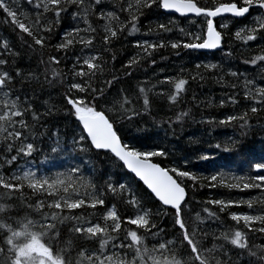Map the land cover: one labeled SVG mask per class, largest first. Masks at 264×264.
<instances>
[{"label":"snow or ice","instance_id":"6c2138e0","mask_svg":"<svg viewBox=\"0 0 264 264\" xmlns=\"http://www.w3.org/2000/svg\"><path fill=\"white\" fill-rule=\"evenodd\" d=\"M101 3L102 0H87L86 6V0H0V13L21 42L17 50L13 42L0 37V264H229L237 249L238 256L247 254L249 264H264V245L249 242L250 233L264 235V208L253 210L251 199H209L203 203L220 206V212L247 203L249 211L228 212L230 220L236 225L242 222L247 232L239 226L225 228L218 234L205 231L204 220L221 218L207 206L202 208L207 216L198 212L189 215L192 201L188 195L189 188L204 186L205 177L187 168L190 161L186 157L171 166H161L153 158L167 157L165 148L126 140L121 132L137 117L165 111L153 107L156 96L167 109L174 108L186 95L188 80L196 78H185L183 72L158 79L154 74L152 78L145 76L143 82L128 83L132 69L143 62L141 53L149 64H155L152 55L160 47L220 50L228 21L234 23L236 18H251L248 25L234 33L237 38L245 42L264 40V0H125L118 11L116 7L106 11ZM23 4L30 6L28 11ZM153 8L178 14L190 21L196 31L181 27L178 31L182 37L166 41L163 34L172 32L169 25L176 21H157L159 32L152 41L132 40L139 52L121 66L127 79L115 70L106 72L103 54L125 32L139 33V17ZM69 12L78 24L59 34L60 42L53 45V26H58L62 15ZM217 18L225 22L217 24ZM154 31L149 27L145 35L151 36ZM242 32L246 34L241 35ZM97 42L100 48L93 47ZM77 43L81 48L73 52L66 72L59 68L61 56H44L45 48L54 47L57 52L63 50L66 59L67 52ZM23 55L38 57L44 83L63 88L59 93L62 107L55 112L63 111L72 122L71 151L97 158L103 153L107 160L126 170L127 179L113 180L108 176L98 184L91 176H85L79 165L49 175L38 174L28 161L14 167L21 157L37 151L39 138L47 136L53 141L48 146L52 152H67L69 145L68 130L59 125L53 127L45 119L54 115L47 100L40 111L41 106L34 99L37 89L31 88L32 83L41 85L40 76L19 66ZM258 61L264 65V54H256L244 63L256 66ZM203 67L216 69L218 65L207 63ZM228 71L233 77L241 75ZM26 81L30 91L25 88ZM165 84L170 87L166 89ZM245 84L247 90L242 95L245 102L251 101L250 107L219 121L225 124L238 120L242 136L251 127L249 112L264 111V82L254 84L249 79ZM231 87L235 89L237 85ZM43 90L40 86L39 91ZM227 101L236 104V93L227 95ZM224 103L221 99L220 104ZM187 115V109L173 112L167 117L169 127ZM229 143L236 145L231 139ZM214 147L221 148V144ZM230 150L224 146V151ZM197 159L206 161L209 153ZM242 163L251 169L249 174L229 176L228 172L216 171L206 177L211 182L208 187L264 189V155L243 153ZM4 165L13 170L6 171ZM197 181L201 183L197 185ZM81 188L89 191L82 192ZM25 189L31 190V196H25ZM37 195L41 198L31 201ZM117 196L119 201L114 203ZM121 205L123 212L119 210ZM82 208L92 211L87 216L73 211ZM169 216L170 229L156 223Z\"/></svg>","mask_w":264,"mask_h":264},{"label":"trees","instance_id":"16d2710c","mask_svg":"<svg viewBox=\"0 0 264 264\" xmlns=\"http://www.w3.org/2000/svg\"><path fill=\"white\" fill-rule=\"evenodd\" d=\"M127 2L135 3V0H127ZM17 3H22V0H17ZM120 4H125V0H102L101 8L110 10L114 7L117 8ZM87 6V0H86ZM25 11H28L30 6L23 4ZM255 11V10H253ZM124 15L120 16V22H123ZM175 19V25H169L172 27V32L163 34L165 40L175 39L182 37L183 34L178 31L179 28H184L185 31H196L190 21L181 19L178 16L165 14L162 10L153 8L151 12L144 11V14L139 17L140 32L139 33H127L125 32L118 39L112 42L110 51L103 54V58L107 61L106 72L115 70L123 77L122 64L129 58L134 57L139 52V49L132 44L133 39H149L153 40L159 30L156 29L157 21L167 22L169 19ZM95 16L92 17L94 21ZM194 18H190L192 20ZM251 18H236L233 23L228 21V28L225 30L224 45L220 50L213 53H199L196 51L177 48L172 49L170 46L160 47L152 55V59H155V64H149L147 58L143 57V62L139 63L138 67L132 69L133 74L131 78L127 80L128 83L136 84L138 81L143 82L144 77L152 78L155 74L156 78H161L164 75L176 76L183 72L185 78L195 76V79H189L187 85V93L184 95L183 100L172 109H167V105H163L158 96L153 99V107H162L165 109L161 114L153 113V115H144L137 117L131 124H126L121 130L122 137L126 140H132L138 143L154 144L165 148L169 155L167 157H155V162L161 163V166H171L178 162L182 157L189 159L190 163L187 165L189 170H195L198 175L205 177L202 181L204 186H197L194 190L189 188L188 195L192 201L191 209L192 215L194 212H198L202 216L207 214L202 212V208L207 206L211 211H215L221 220L206 219L203 222L202 227L205 231L211 233L224 230L225 228L235 226L241 227L242 230L247 232V229L243 228V223L236 225L231 221L228 212L229 211H249L247 203L241 204L239 207L232 206L231 208H225L223 212L219 211L217 205L205 204L203 202L209 199H241L245 201L252 200V209L264 208V189H229L223 186L208 187L211 183L207 180V176L213 174L216 171L228 172L229 176L249 174L251 169L247 164L242 163L243 153H254L256 156L264 155V111H258L256 113L249 112L251 127L247 130V134L241 135L240 122L233 121L231 123L221 124L219 121L227 115H235L245 110V107H250L251 101L245 102L243 99V91L246 89V80H253L254 84H260L264 82V65L261 62H257L256 66L244 63L245 60L251 59L256 54H264L261 50H264V40L257 39L256 41H243L237 38L234 33L238 28H243L248 25V21ZM225 22L221 18L216 20L217 24ZM113 23H117L113 21ZM78 21L73 19L71 12L62 15L61 22L58 26L54 27V34L51 39V43L55 45L60 42V35L65 30H70L72 27L77 26ZM95 26V24H94ZM151 27L155 31L153 35H145L146 30ZM17 32L19 30L17 29ZM246 33H241L245 35ZM25 36L27 34H24ZM0 37L5 40L13 42L17 50H20V40L17 39L13 33L12 27L5 21L4 15L0 13ZM3 41H0L2 46ZM94 48H100V43H95ZM80 44H76L71 50L67 52V58L63 59L65 53L63 50L57 52L53 48H45V58L50 54H56L61 56L62 63L59 68L62 71H67V68L71 66L73 60V52L79 51ZM26 52V50H21ZM87 51V50H86ZM230 53V54H229ZM115 56V59H113ZM19 66L25 70H30L33 73H37L40 76L41 85L36 83L31 84V88H36L37 93L34 97L36 103L40 105V111L44 110V101H48L47 107L54 109V115L52 117H46L51 125L55 127L59 125L63 129H67L69 132V145L67 152H52L49 150V145L53 144L52 140H49L47 136L39 138L37 140V151H35L29 157H21L18 161L14 162V167H20L24 165L25 161H28L32 168L38 171L40 175H49L56 171H63L66 168L79 165L85 176H91L99 184L102 183L106 177L111 176L113 180L127 179L126 171L117 167L115 162L107 160L103 153L99 158L96 156H85L83 153L72 152L70 145L72 122L65 118L63 111L55 112V109L62 107L61 98L59 93L63 91V88L53 84L51 87L44 83L43 66L38 65V57L23 55L18 61ZM215 63L218 65L216 69H206L204 64ZM201 64L200 68L196 65ZM229 69L237 71L241 75L233 77L229 73ZM223 77V79H221ZM70 79V77H69ZM154 82V81H153ZM232 84H236L237 87L233 89ZM19 86V82H17ZM43 87V93L39 91V87ZM120 87V85H117ZM167 89L170 85L165 84ZM252 87V86H248ZM26 90L28 88V82H25ZM235 92L237 95V103L232 104L227 101V95ZM224 99L225 103L220 104V100ZM187 109L189 115L186 116L181 122H174L171 127L167 122V117L173 115L175 111H181ZM164 117L162 119L161 117ZM214 118V119H213ZM156 121H161L157 123ZM259 122V123H258ZM39 137V132L37 133ZM236 141V145L230 144L229 140ZM220 143L221 148H215L214 145ZM63 145V141H62ZM227 145L231 150L224 151V146ZM205 152L209 153L208 160L197 159L198 156H202ZM3 153H0L2 156ZM6 171H12L13 167L4 165ZM227 179V177H223ZM229 182H233L229 180ZM191 184V181L188 182ZM201 183L197 181V185ZM218 184V181L216 182ZM81 191H89L81 188ZM25 196H31V190L25 189ZM37 198H41L39 195L32 196L31 201ZM30 201V202H31ZM119 197L117 196L114 203H118ZM124 206H120L119 210L123 212ZM77 215L83 213L85 216L91 212V209L82 208L73 210ZM24 214H27L25 212ZM34 218V217H33ZM221 221L223 223H221ZM157 224L161 228H171V217H167L163 220H157ZM71 226V225H69ZM211 238V237H209ZM249 242L255 245H264V235L259 232L249 234ZM151 245V238L148 240ZM231 247V246H229ZM239 250H235L231 255L229 264H249V257L245 253L243 256H238Z\"/></svg>","mask_w":264,"mask_h":264},{"label":"water","instance_id":"95a60500","mask_svg":"<svg viewBox=\"0 0 264 264\" xmlns=\"http://www.w3.org/2000/svg\"><path fill=\"white\" fill-rule=\"evenodd\" d=\"M163 11V10H162ZM164 12V11H163ZM165 14H171V15H175V16H178V14H174V13H170V12H164ZM227 16V14H225ZM218 19V18H217ZM188 50H192V49H188ZM192 51H196V52H199V53H206V54H210V53H213L217 50H205V49H200V50H192ZM126 171V170H125Z\"/></svg>","mask_w":264,"mask_h":264}]
</instances>
